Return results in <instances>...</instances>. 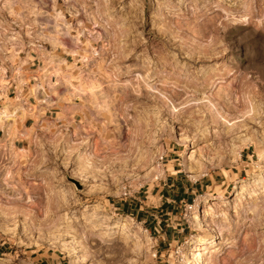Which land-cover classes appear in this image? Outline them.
Instances as JSON below:
<instances>
[{
  "label": "rangeland",
  "instance_id": "obj_1",
  "mask_svg": "<svg viewBox=\"0 0 264 264\" xmlns=\"http://www.w3.org/2000/svg\"><path fill=\"white\" fill-rule=\"evenodd\" d=\"M17 102L0 264H264V0H0Z\"/></svg>",
  "mask_w": 264,
  "mask_h": 264
},
{
  "label": "bare ground",
  "instance_id": "obj_2",
  "mask_svg": "<svg viewBox=\"0 0 264 264\" xmlns=\"http://www.w3.org/2000/svg\"><path fill=\"white\" fill-rule=\"evenodd\" d=\"M19 71V70H18ZM31 94L36 97L38 100L37 104L38 105H46L45 104V99L44 98H39L40 96H44V94L40 91H38L39 88L37 86H31ZM40 94V96H39ZM48 103V102H47ZM37 105V106H38ZM36 108L37 106L34 105ZM33 107V106H32ZM34 108H31L33 110ZM37 109V108H36ZM26 112V108L20 103L17 102L13 105V110H9L7 104L5 103L0 107V123L3 124V131L5 132L6 136H8V141L10 139H14L12 137L13 134L19 133V129H17L16 125V119L15 115H19L20 119L24 117L23 115ZM23 119V118H22ZM24 132V131H22ZM10 144V148L12 147V144ZM216 204V203H215ZM197 221L199 222L198 217H195ZM216 235L212 234L211 237L207 239H200L197 240L196 242L193 243V247L191 248V253L190 255L187 256V261L192 262L193 264H207L205 260V254H204V249L207 247L212 246L213 244L216 243Z\"/></svg>",
  "mask_w": 264,
  "mask_h": 264
},
{
  "label": "crops",
  "instance_id": "obj_3",
  "mask_svg": "<svg viewBox=\"0 0 264 264\" xmlns=\"http://www.w3.org/2000/svg\"><path fill=\"white\" fill-rule=\"evenodd\" d=\"M27 108V107H26ZM18 129L21 131H24L22 134L23 138H28L29 136H31L33 134V127L28 126L26 123H24L22 125V123L19 124ZM162 229V226H160Z\"/></svg>",
  "mask_w": 264,
  "mask_h": 264
}]
</instances>
